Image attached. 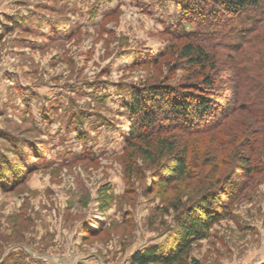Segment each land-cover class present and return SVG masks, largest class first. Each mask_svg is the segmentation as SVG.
<instances>
[{
    "label": "rangeland",
    "instance_id": "obj_1",
    "mask_svg": "<svg viewBox=\"0 0 264 264\" xmlns=\"http://www.w3.org/2000/svg\"><path fill=\"white\" fill-rule=\"evenodd\" d=\"M202 3L212 13L211 0H0V264H134L136 251L174 243L219 167L234 171L228 192L212 196L217 220L191 257L264 264V124L233 99L264 81V0L240 25L245 16L220 13L183 21ZM232 27L249 30L211 34ZM182 29L216 50L213 95L229 115L217 129L178 130L194 175L168 182L127 148V107L145 85L202 81L180 56ZM239 138L253 171L232 164Z\"/></svg>",
    "mask_w": 264,
    "mask_h": 264
},
{
    "label": "trees",
    "instance_id": "obj_2",
    "mask_svg": "<svg viewBox=\"0 0 264 264\" xmlns=\"http://www.w3.org/2000/svg\"><path fill=\"white\" fill-rule=\"evenodd\" d=\"M211 1L212 13L207 10L209 8L205 9L203 3L195 4L187 7L186 11L183 12L185 16L183 21L189 19L207 23L206 17L218 16L220 13L222 20L226 21L225 23L238 20L240 15L245 16L243 19H239L238 24L240 25L242 21H253L255 16L247 13V9L261 8L263 2V0ZM205 10L208 12L205 13ZM235 30L234 27L227 32H220L215 29L211 34H221L224 38L234 35L240 37L241 33H245L249 28L233 33ZM201 31L199 33H202ZM198 35L196 32H187L184 29L174 34L177 38L187 40L180 47V56L187 60L199 75L201 74L202 81L183 85L182 88L161 82L145 85L138 94H135L132 104L127 107L133 118L127 139V148L130 147V149L137 151L144 160L149 161L157 168H164L166 176L163 180L168 182L186 181L194 175L195 168L188 148L179 147L178 134H182L184 131L200 132L217 129L224 123L225 117L229 115L228 109L222 108V104L213 95L215 81L212 74L219 73V60L216 58V50L210 44L201 43ZM236 90V98L233 99L238 107L247 110L258 122L264 124V81H258L247 86L243 91ZM246 138L243 137L242 140H247ZM240 140V138L237 141L233 140L232 143L230 140L229 148L234 152L232 164L242 162L243 168H246L247 171H253V169H248L251 166L249 163L251 158L248 157V159L243 156ZM170 158L172 159L171 163H167L166 160ZM209 161L212 162L213 159L210 158ZM219 169L221 172L216 174L215 180L210 183L207 192L196 199L192 203L193 205L186 209L188 211L185 210L182 213L178 222L179 231L174 243L165 249L153 245L138 250L132 255V263L197 264L191 257L193 244L204 238L210 225L217 220V214L212 212L213 202L211 198L212 196L218 197V192L223 194L228 192L229 176L234 172L231 170L229 173H223L222 168L219 167ZM219 201H224V199L220 197ZM174 206L177 212L181 210L179 205Z\"/></svg>",
    "mask_w": 264,
    "mask_h": 264
}]
</instances>
